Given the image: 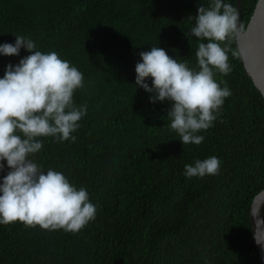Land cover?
<instances>
[{
	"label": "trees",
	"instance_id": "1",
	"mask_svg": "<svg viewBox=\"0 0 264 264\" xmlns=\"http://www.w3.org/2000/svg\"><path fill=\"white\" fill-rule=\"evenodd\" d=\"M256 1L241 0L243 30ZM210 3L0 0V43L22 35L83 74L73 103L87 112L75 139L40 137L42 149L28 159L45 173H63L97 208L76 233L0 224V264H262L249 242V214L264 189V99L245 73L235 33L221 45L229 48L231 72L214 77L232 95L213 125L197 133L201 144L182 145L169 127V102H151L153 94L135 84L139 53L151 47L199 70L195 53L207 41L190 29L198 6ZM29 54H0V78L7 64ZM211 156L220 161L217 175L185 177L184 165ZM0 163L2 177L8 168Z\"/></svg>",
	"mask_w": 264,
	"mask_h": 264
},
{
	"label": "clouds",
	"instance_id": "2",
	"mask_svg": "<svg viewBox=\"0 0 264 264\" xmlns=\"http://www.w3.org/2000/svg\"><path fill=\"white\" fill-rule=\"evenodd\" d=\"M238 19L237 9L224 0L198 6L190 34L207 41L199 43L195 53L198 71L161 47L139 53L135 84L153 94L151 102H169V127L182 145L201 144L204 136L197 133L213 125L225 98L232 95L226 81L218 83L214 77L231 72L229 48L221 45L237 31ZM14 36V43H0V54L19 56L21 48L30 54L15 65L7 64L0 78V161H6L8 168L0 177V224L20 222L29 228L76 233L96 216L88 192L77 189L59 171L50 168L45 173L28 157L42 149L40 137L58 142L75 139L71 133L87 106L75 107L73 94L83 87L84 77L58 53H43L33 40ZM149 78L151 86L146 82ZM4 168L0 163V171ZM219 168V159L211 156L184 165V175L203 178L217 175Z\"/></svg>",
	"mask_w": 264,
	"mask_h": 264
},
{
	"label": "water",
	"instance_id": "3",
	"mask_svg": "<svg viewBox=\"0 0 264 264\" xmlns=\"http://www.w3.org/2000/svg\"><path fill=\"white\" fill-rule=\"evenodd\" d=\"M240 7L241 0H237L235 8L239 14ZM234 38L245 73L251 78L264 99V0L256 1L244 30L241 29L240 18L238 19ZM249 218L252 228L249 242L256 246L261 262L264 264V189L254 196Z\"/></svg>",
	"mask_w": 264,
	"mask_h": 264
}]
</instances>
